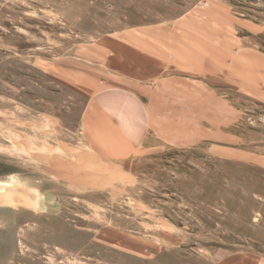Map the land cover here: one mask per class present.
I'll list each match as a JSON object with an SVG mask.
<instances>
[{
    "label": "rangeland",
    "instance_id": "rangeland-1",
    "mask_svg": "<svg viewBox=\"0 0 264 264\" xmlns=\"http://www.w3.org/2000/svg\"><path fill=\"white\" fill-rule=\"evenodd\" d=\"M207 1L234 23L264 19V0H0V264L264 257L261 99L216 80L195 105L203 128L178 129L187 142L120 153L83 135L88 97L71 83L95 78L96 43L168 31ZM237 35L264 53V35Z\"/></svg>",
    "mask_w": 264,
    "mask_h": 264
},
{
    "label": "crops",
    "instance_id": "crops-1",
    "mask_svg": "<svg viewBox=\"0 0 264 264\" xmlns=\"http://www.w3.org/2000/svg\"><path fill=\"white\" fill-rule=\"evenodd\" d=\"M240 29L264 35V19L234 23L225 4L207 1L186 11L168 31L128 29L118 41L96 43L93 52L102 62L93 64L95 78L71 82L88 97L81 124L91 146L97 150L92 145L97 140L104 150L121 153L126 145L132 152L150 138L173 141L174 134L177 142L183 136L187 142L189 132L178 129L203 128L202 107L195 105L216 80L264 104V53L248 37H239ZM214 264H264V257L235 253Z\"/></svg>",
    "mask_w": 264,
    "mask_h": 264
}]
</instances>
